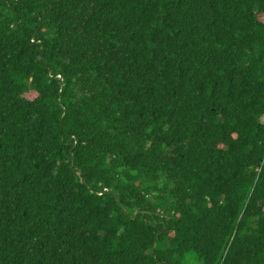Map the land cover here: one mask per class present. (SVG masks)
Wrapping results in <instances>:
<instances>
[{"label":"trees","instance_id":"16d2710c","mask_svg":"<svg viewBox=\"0 0 264 264\" xmlns=\"http://www.w3.org/2000/svg\"><path fill=\"white\" fill-rule=\"evenodd\" d=\"M207 253L264 261V0H0V264Z\"/></svg>","mask_w":264,"mask_h":264},{"label":"bare ground","instance_id":"6f19581e","mask_svg":"<svg viewBox=\"0 0 264 264\" xmlns=\"http://www.w3.org/2000/svg\"><path fill=\"white\" fill-rule=\"evenodd\" d=\"M33 41L34 42H38V39H36V38H34L33 39ZM55 76H60V73L59 72H56L55 73ZM27 97H28V99H29V102L31 103L32 102V100L34 99L33 98V95H31V94H27L26 95ZM152 97H150V99L151 98H155V100H150L151 102L149 103V104H152V103H156V102H159L160 101V96H155V95H151ZM163 106H165L164 104H163ZM72 156L73 157H75V151H74V148L72 149ZM235 169L234 168H232V166H228L227 167V171L228 172H230L231 174H234V171ZM247 170V169H246ZM245 170V171H246ZM245 171H243V174H241L240 176H237V178H236V181H240L243 177H248V173L247 172H245ZM219 174H220V176H221V180L222 181H226V182H228L229 183V188H230V191H229V195H233L232 194V185H233V182H234V178L233 177H226V175L222 172V171H219ZM217 190H215V191H221L220 190V188H216ZM248 189H252V190H249V193H251L252 195L253 194H255L254 192V190L255 189H253V187H251V188H247V190ZM216 194H214L215 196L216 195H220V194H218V192H215ZM236 221H240V217L236 220ZM192 222V221H191ZM252 226L253 224H251V223H245L244 225H243V228H248L249 226ZM194 229L196 230V231H198L199 232V234H200V238L202 239V241H203V243H210L211 244V250H215L216 249V247H217V245H221V246H229L227 243H223V242H221V241H218L215 237H211V236H209L207 233H204V232H202L201 231V229H200V227H199V225H198V223H194ZM184 237L186 238V242L188 241V235H184ZM212 243H215L216 244V247L215 246H213V244ZM213 247H215V248H213ZM235 250L237 249V247H235L234 248ZM242 251L243 250H241L240 251V253H242ZM185 253H189V250L188 249H182V252H181V257L185 254ZM201 259H202V264H214V262H216V264H219L218 263V259H219V257L217 256V255H209V253H207V254H205L203 257H201ZM253 264H264V261L263 262H257V261H255V262H253Z\"/></svg>","mask_w":264,"mask_h":264},{"label":"rangeland","instance_id":"374dc122","mask_svg":"<svg viewBox=\"0 0 264 264\" xmlns=\"http://www.w3.org/2000/svg\"><path fill=\"white\" fill-rule=\"evenodd\" d=\"M70 62H78V59L76 58V56H72L71 57V61ZM32 94H34L32 91H31ZM152 97L151 95L148 97V102L147 104H149L152 100H155V98H151ZM151 100V101H150ZM157 104L158 103H166V99L164 98H160V101L159 102H156ZM152 104H155V103H152ZM150 104V105H152ZM149 114L146 113V117L148 116ZM112 123H114V120L111 121ZM153 126H150V129H152ZM64 133H68V127H65L64 128ZM70 145V143H69ZM72 149H73V146L70 147V152L72 153ZM73 155V154H72ZM71 155V160L73 161L74 157ZM140 157V154H136L134 160L137 161L138 158ZM154 164H156L157 162L154 160V158L150 159ZM73 166H75L73 164ZM83 180H85L84 177H82ZM161 186V184L159 185V187ZM121 187L123 190H126L128 189V186L124 183H121ZM92 190V189H91ZM92 193L94 195H99V196H103L105 198H112V196H114V191L112 190V188H110L109 186L103 184L101 182V189L99 192L95 191V190H92ZM141 207H139L137 209V212L141 211ZM181 210L184 211V216H181L182 219H183V222L181 224V226L178 228V229H181L182 231V236L183 235H188V238H195L196 237V230L194 229V222L191 220V208L189 206H184L182 205V208ZM192 221V222H191ZM177 230V229H176Z\"/></svg>","mask_w":264,"mask_h":264},{"label":"clouds","instance_id":"9594fccd","mask_svg":"<svg viewBox=\"0 0 264 264\" xmlns=\"http://www.w3.org/2000/svg\"><path fill=\"white\" fill-rule=\"evenodd\" d=\"M152 106H153L155 109H157V103L152 104ZM256 220H257V218H256Z\"/></svg>","mask_w":264,"mask_h":264}]
</instances>
